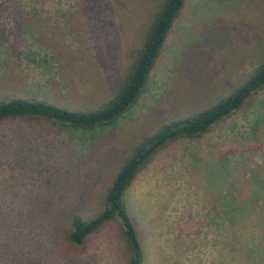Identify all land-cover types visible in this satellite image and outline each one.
Instances as JSON below:
<instances>
[{
	"label": "rangeland",
	"instance_id": "obj_1",
	"mask_svg": "<svg viewBox=\"0 0 264 264\" xmlns=\"http://www.w3.org/2000/svg\"><path fill=\"white\" fill-rule=\"evenodd\" d=\"M162 1L0 0V102L101 107ZM263 61L264 0H185L142 92L113 123L77 129L43 117L1 120L0 264H128L117 217L81 244L67 239L71 220L104 209L135 146L225 99ZM253 175L255 209L230 218L228 201L242 185L254 196ZM123 200L141 264H264V87L202 135L167 142Z\"/></svg>",
	"mask_w": 264,
	"mask_h": 264
},
{
	"label": "trees",
	"instance_id": "obj_2",
	"mask_svg": "<svg viewBox=\"0 0 264 264\" xmlns=\"http://www.w3.org/2000/svg\"><path fill=\"white\" fill-rule=\"evenodd\" d=\"M184 1H162L124 80L113 96L104 102L101 107L90 110L69 109L44 100L14 97L0 102V121L16 117H43L77 129H88L113 123L134 104L142 92L159 49L174 19L182 9ZM263 87L264 61L240 87L225 99L197 112L191 117L162 126L153 135L135 146L116 173L106 193V206L104 209L89 220L73 218L70 222L71 231L67 235L68 241L73 244H81L88 234L106 221L117 217L121 223L129 250L128 264H141L142 248L134 225L126 212L123 200L125 190L137 173L167 142L202 135L214 123L239 109L250 94L259 91ZM249 181L254 184V196H248V186L246 184L242 185L228 201L232 204L230 205L232 209L230 218L235 219V211L239 209L247 207L255 209L256 203L254 202L258 200L255 193L260 188V184L255 180L254 175L250 177ZM260 207L261 216L258 218V223L264 226V206L261 205Z\"/></svg>",
	"mask_w": 264,
	"mask_h": 264
}]
</instances>
